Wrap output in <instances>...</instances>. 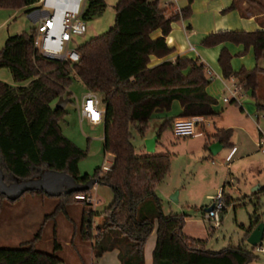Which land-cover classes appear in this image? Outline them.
<instances>
[{"label": "trees", "instance_id": "16d2710c", "mask_svg": "<svg viewBox=\"0 0 264 264\" xmlns=\"http://www.w3.org/2000/svg\"><path fill=\"white\" fill-rule=\"evenodd\" d=\"M117 1L113 25L107 32L76 46L74 50L80 58L75 63L41 56L33 48L34 28L29 33L9 35L0 49V68L8 70L13 81L11 85L0 81V169L4 182L11 184L36 179L42 172L53 170L64 171L77 182L96 178L99 184L110 188L113 199L99 214L104 220L96 226V235L92 220L98 214L86 208L82 210L79 237L94 242L95 258L111 249L101 243L105 235L116 230L122 236L120 261L144 264L145 242L155 230L153 264H250L256 261L258 246L229 245L210 251L205 241L187 237L183 233L185 216L164 214L161 199L155 193L170 171L169 155L137 156L131 143V128L143 137L152 113L169 110L175 100L180 102L181 117L207 118L215 114L212 106L216 100L206 91L211 79L206 65L199 59L176 57L156 66L149 65L150 57L163 58L172 53L165 37L170 33L172 22L190 16L192 0H187V6L179 12L172 11V4L162 7L160 0ZM246 1L257 5L264 13L263 4L256 0ZM36 2L0 0V9L28 13L35 8ZM85 2L81 18L86 23L102 14L107 6L104 0ZM238 7L234 0L227 10ZM157 29L162 35L152 39L151 34ZM223 42L241 44L244 51L252 47L256 62L264 59V29L253 32L220 30L204 37L201 45L213 47ZM231 58L229 51L223 48L218 57L223 77L245 82L244 88L250 89L255 98L264 68L256 65L251 71L242 68L235 73ZM76 78L87 92H94L101 99L103 147L113 156L108 171L98 167L92 176H80L78 163L87 152L61 132L59 122L66 111L52 106L60 97L70 98L69 89ZM255 104L257 111L264 112V104L258 100ZM165 125H170V120L163 122L158 136ZM231 137V129L218 130L213 135V139L223 146H230ZM79 193L89 195V190ZM76 194L60 195L65 199L63 206H57L48 217L57 215L71 203H78ZM257 195L254 194L255 199H258ZM222 199L224 208L220 215L233 201L224 198V193ZM5 200L0 193V209ZM257 206L254 202L255 209L249 217L250 227L246 233L260 222ZM40 240L41 230L38 229L30 241L20 243L15 249L0 247V264H64L58 256L62 246L56 239L50 253L37 249L36 243Z\"/></svg>", "mask_w": 264, "mask_h": 264}, {"label": "rangeland", "instance_id": "374dc122", "mask_svg": "<svg viewBox=\"0 0 264 264\" xmlns=\"http://www.w3.org/2000/svg\"><path fill=\"white\" fill-rule=\"evenodd\" d=\"M104 1L107 3L105 11L99 16L94 17V19L103 18L104 23H106V20L113 17L111 18V24H108L107 29L103 31L107 32L110 25H113L115 20L113 14L114 1ZM166 1L167 0H160V5H163ZM179 2L180 1L177 3ZM94 19L87 22V31L85 32V35L75 37L71 41L68 46L69 49H75L76 46L90 40L92 36L101 35V33H97L96 31L92 33L91 29L89 31ZM10 20L11 22L9 25L13 24L14 27L22 29L21 32L29 33L31 29L35 27L32 20H30L27 14H24L23 12H16ZM232 45L236 46L234 44ZM200 46L202 45L200 44ZM243 52L245 51L243 50L242 53ZM237 53H230L232 60L234 61V63L230 61L231 66L240 67L243 65L245 69H247V66L250 65L249 63H252L254 67V58L248 56L249 49L246 50L244 54V57L246 58H244L245 62H239L240 55ZM261 62V65L264 66V60ZM1 73L7 81H4L1 78L0 81L6 84L13 83L11 74L8 70L1 69ZM227 81L229 85L234 83L232 78H228ZM211 84L219 104L223 103V97H230L229 92L224 85L221 87L217 81H213ZM263 90L264 88L258 87L256 89V93L258 92L264 96ZM69 91L71 96L64 107L66 114L59 122V127L61 132H63L68 139H70L77 147L87 152V156L78 163L80 176L85 174L92 176L95 169L98 167H111L113 156L112 154H108L104 151L103 127L100 125L92 127L85 121H81L78 116L82 97L87 92L83 83H81L77 78L74 79ZM239 95V100L234 105L238 108L242 107L246 112L249 109L250 111H255L252 91L245 88ZM56 103L57 101L52 106L56 107ZM227 105L231 106L232 104ZM252 115L257 131L259 127L261 133H264V112L255 111ZM162 124L163 122L159 123V121H150L145 135L147 133L158 134ZM130 130L132 136L131 143L133 147H135L136 155H146L147 152L144 151L145 135L141 137L134 128H131ZM161 130L162 131L159 135L157 143L158 147L153 153L149 154H168L171 166L165 179L160 182L156 188L159 189L164 186L166 181H172L175 189L171 195H175L176 192L179 191L182 194V197L191 196L192 198L197 197L199 199H204L207 195H209V193L215 194L218 189V184L214 183V176L216 174L215 171L217 172L219 170L220 160H218V156L210 155L206 151L200 152L198 150V143L200 139L174 137L173 129L170 125H165ZM226 149L223 154L229 151L228 148ZM238 154L233 157L234 159L231 162H226L229 164L230 170L224 168L227 173L225 171L226 176L220 180L219 184L220 187L225 185L224 193L230 195V199L233 200L225 206V211L220 215V228H214L211 223L204 220L202 212L196 213L194 210L189 214L190 220L186 224L187 231L192 233L194 236H197V238L207 241V249L210 251H218L229 245L241 246L244 244L247 248H249L247 241L244 239V235L250 227L249 217L254 212V202H257L258 204L257 207L259 208L258 214L260 216V222L264 224V190H258L264 188V169L259 173L258 171L256 172L255 167L249 164L246 160H240L239 162L236 161L235 159ZM252 155V158L258 157L264 161V154L257 146L253 147ZM212 161H214L215 164L212 163ZM220 170L222 171L223 169ZM225 181L230 182V184H225ZM193 188L194 190L192 191ZM254 192L258 193V199H255L253 196ZM171 195L168 197V204L164 201V199H162L163 202L161 201V206H163V210L166 213H169V210L174 209L173 202L170 201ZM89 196L93 198V202L90 204H70V213L74 223L68 222L64 214L58 216L52 215L48 217V215L53 212L55 205L58 201L62 200L63 197H49L35 191H30L21 195L14 202L5 200L2 208L0 209V247L15 249L20 243L30 241L36 234L37 230L40 229L41 240L36 246L38 250L45 253L52 252L54 247L53 241L56 239V241L63 246V250L59 253V256L65 262H68V264H79V262H77V255L80 258L81 254H85L84 248L78 246H76V248L74 246L75 243L73 244V247L64 246V242L66 240H70L71 231L73 232V230H76L74 241L76 243L79 242L80 210L83 207L91 211L93 210L94 213L98 214L96 215L97 217L99 216L100 211L107 207L113 199L110 188L102 184H97L94 189L89 190ZM30 197H34L35 199ZM41 199H44L45 202H41ZM97 200L99 201L97 202ZM209 204L210 202L207 199L204 200L203 206H209ZM168 205H170V208ZM96 217H94L95 223L97 221ZM54 225L57 226L54 228ZM242 225H244V228ZM259 244L264 247V236ZM255 254L258 258L262 255L261 252L257 251H255Z\"/></svg>", "mask_w": 264, "mask_h": 264}, {"label": "crops", "instance_id": "0c3cea01", "mask_svg": "<svg viewBox=\"0 0 264 264\" xmlns=\"http://www.w3.org/2000/svg\"><path fill=\"white\" fill-rule=\"evenodd\" d=\"M113 1H114L113 8H114L118 1L117 0H113ZM178 1L180 2L177 3ZM233 1L234 0H192L191 6H190L191 7L190 16L186 20L172 22L171 29L169 31L170 33L165 37L167 47L170 49H173L172 53L163 58H157V57L155 58L152 56L150 57V62H149V65L152 67V66H156L157 63H160L162 61H166V60L172 61L174 58L180 57V58H188V59L189 58L199 59L202 63L206 65L208 72H209L208 73L209 78L211 79L210 84L206 87V91L209 96H212L216 100V103L212 106V110L215 114L207 118L194 117L197 121H199L196 129H198L201 135L197 137H191V138L200 139L198 143L199 145L198 150L200 152L206 151L210 155H213L209 151V146L212 143L217 142L213 139L214 133L218 130H223V129L232 130L230 146L221 145V149H219L218 153L215 154L218 156V160H220V163H219V168H218L219 170L217 169L218 171L217 172L215 171L216 174L214 176L215 177L214 183L218 184L217 192L219 189H222L223 193L225 192V188H224L225 185L223 187H220L219 184H220V180H222V178L226 176L225 169L230 170V166L228 163H226L227 161L225 160V158L227 157V155L230 153V151L233 148L235 149V152L232 155L231 161L234 159L233 157H235L239 153L235 159L236 161L239 162L240 160H246L249 164L254 166L256 169V172L258 171L259 173L264 169L263 159H260L258 157L252 158L253 157L252 155L253 147H256V146L258 147L257 142L260 137V132L257 131V128L255 127L252 114L255 111L260 112L256 110L255 101L258 100L260 103L264 104V96H262V94L258 92L257 93L255 92L256 97L255 98L253 97L255 111H252V110L250 111L249 109L248 110L249 112L248 111L246 112L243 110L242 107L238 108L237 106H235L234 104L237 102L233 100H231L230 102H223L222 100L223 103L219 104L218 99L215 97L216 96L215 91H213L212 84H211L213 81H217V83H219L221 87H223V85L225 87L231 85V84L229 85L227 79H225L222 75V69L218 63V57H219L221 50L223 48H226L231 54H235L238 52L237 54L240 55L239 62H245L246 58L244 57V54L246 51L242 53V51L244 50V46L241 44L233 46L232 43L230 42H223L220 45H216L213 47L200 46L204 37L212 33L220 32V30H225V31L238 30V31L253 32V30H263L264 29V13H261V11L258 10L257 5L249 4L248 1L246 0L244 1L237 0L239 7L236 8V10L228 11L227 9L232 5ZM256 1L264 5V0H256ZM169 4L173 5V8H172L173 12H179L181 9L187 6V0H184V1L167 0L161 6L165 7ZM16 12H23L25 14L24 10L13 11L12 9H9V10L0 9V49L4 46L9 35H16V34L23 33L21 32L22 29H18L17 27H14L13 24L9 25V23L11 22L10 19L14 16ZM111 18L113 17H110L109 20H106V23H104L103 18L94 19L93 20L94 22L92 21V26H90L89 31L91 29L92 33H94L95 31L101 34L105 33L103 31L107 29L108 24H111L112 22ZM32 22L34 23L33 20ZM111 26L112 25H110V27ZM90 35H94V34H90ZM161 35H162V32L159 29H157L154 31V33L151 34V38L156 39L157 37ZM96 36H99V35L92 36L91 38L96 37ZM248 56L251 58H254V62H255L254 67L256 65H259L261 68H264V66L261 65L262 63L261 61H263L264 59L260 60L259 63L256 62L255 57H254V49L252 47L249 48ZM230 61L234 63L232 58ZM249 64L250 65L247 66V69H245L243 65H241L240 67L239 66L235 67L232 65L231 68H232V71L235 73L238 72L242 68H244L245 70L251 71L254 69V67L252 63H249ZM1 74L2 73H1V68H0V78L3 79L4 81H7V79L3 77V75ZM259 78L260 80H259L258 87L264 88V76H260ZM232 80L234 81V83L239 82L235 78H232ZM263 95H264V92H263ZM227 104H232V105L228 106ZM181 111H182V108H181L180 102L175 100L172 103L169 110H158L157 112L152 113L153 115L151 116L150 121H156V122L159 121V123H161L166 120H170V127L172 128V124L174 120L180 117ZM78 116L80 117L81 121H85L87 124H89L92 127L99 126V125L103 127V123H102L103 121L100 124L91 125L89 122L81 118V116L79 115V112H78ZM154 136H157L159 139V136L157 135V133H151V134L147 133L144 136V138H151ZM158 139L154 145L155 150L158 147L157 146ZM206 143L208 144L207 147H206ZM144 147H145L144 151L147 152V154H149V152L146 150L145 145ZM226 148H228L229 151L223 154ZM212 163L215 164L214 161H212ZM220 169H223V170L221 171ZM226 181H225V184L226 183L230 184V182H226ZM174 189L175 187L173 185V182L166 181V184L164 186L160 187L159 189L156 188L155 193L157 197L161 199V201L162 199H164V201H166L168 204L169 202L168 197L171 195V193H173ZM193 190L194 188L192 189V191ZM217 192H215V194L209 193V195H207L206 198L199 199L197 197L192 198L191 196L182 197V194L179 191H177L175 195L174 194L171 195V199H170V201L173 202L174 209L169 210L170 212L166 213L163 210V206H162V211L164 212V214L184 215L185 224H184L183 233L187 237H190L192 239L195 238V239L202 240L200 238H197V236H194L189 231H187L186 224L190 220L189 214L193 212V210L196 213L202 212V216L204 218V214L208 210L209 206L212 205L213 198L217 195L216 194ZM255 193L257 192H254L253 196ZM225 197L229 199L230 195L224 193V198ZM30 198L35 199L34 197H30ZM206 199L210 202L209 206H203L204 200ZM41 200H42L41 202H45L44 199H41ZM64 200L65 199L62 198V200L58 201V203L55 205V208L57 206L62 207ZM98 201L99 200H97V202ZM168 206L170 208V205ZM84 208L85 207H83L80 210L79 229H80L81 219H82V210ZM142 211L145 214L146 206L142 208ZM61 214L62 215L64 214L68 222L74 223L71 213H70V204L67 205L65 209H63V211L58 212L57 216ZM96 219H97L96 223L94 221V218L92 220V229L95 235L97 234L96 229H95L96 226L102 224L104 218L103 216L99 215L96 217ZM56 226L57 225H54V228ZM74 236H76V230H73V232L71 231L70 240L69 241L66 240L64 242V246L73 247V244L75 243L74 245L75 247L78 246V247L84 248L85 254H81V257H80L81 259L77 255V262H79V264H83V263L85 264H124L119 259V253H120V249L122 245L120 240H122V236L119 233H117L116 230H113V232L109 233V235H105L104 241L101 243L102 246L104 245L111 249L106 250L97 258H95V255H94L95 245L93 241H83L81 240V238H79V242L76 243L74 241L75 240ZM263 236H264V233H263ZM263 236H262V239H263ZM155 242H156V234L154 230L153 233L147 238L145 242V246L143 250L144 264H153L152 252L156 245ZM205 242L207 244L206 240ZM38 243L39 241L36 243V246ZM248 246L249 248L251 247L249 244ZM62 250H63V246H62L61 251ZM61 251H59V253ZM59 253H58V256H59ZM62 261L64 262V264H68V262H65L63 259ZM250 264H264V252L262 253L261 257L258 258V260Z\"/></svg>", "mask_w": 264, "mask_h": 264}, {"label": "built area", "instance_id": "2783aa9c", "mask_svg": "<svg viewBox=\"0 0 264 264\" xmlns=\"http://www.w3.org/2000/svg\"><path fill=\"white\" fill-rule=\"evenodd\" d=\"M35 8L31 9L27 15L34 21V40L33 48L39 54L52 60H64L75 63L80 55L68 46L75 37L85 35L87 23L81 18L85 8V0H37ZM209 73V72H208ZM245 82L233 83L226 86L230 97H223V102L231 100L238 102L240 92L244 90ZM79 115L91 125L100 124L103 121V106L101 99L94 92H86L82 98ZM199 121L194 117H179L172 124L173 135L177 138H191L200 136L201 133L196 129ZM204 123V122H202ZM258 127V126H257ZM258 140V148L264 153V135L261 133ZM235 149L233 148L225 160L231 161ZM110 167H104L108 171ZM222 189L213 198L211 210L204 214V220L211 223L214 228H220V213L224 208L222 199ZM76 202L92 203L93 198L82 193L74 195ZM257 252H264V247L259 245Z\"/></svg>", "mask_w": 264, "mask_h": 264}, {"label": "water", "instance_id": "95a60500", "mask_svg": "<svg viewBox=\"0 0 264 264\" xmlns=\"http://www.w3.org/2000/svg\"><path fill=\"white\" fill-rule=\"evenodd\" d=\"M56 107L64 108L67 99L60 97L57 99ZM158 137L154 136L151 138L144 139V145L149 153L155 151V142ZM221 149V144L214 142L209 146V151L215 155ZM3 172L0 169V193L10 201L14 202L21 195L30 191L42 192L45 196L49 197H59L62 194H76L80 191H87L94 189L97 184H99L98 179L90 178L86 182H77L71 176L66 174L64 171L57 172L53 170H46L42 172L41 176L36 179H30L27 181H19L11 184H7L3 180ZM213 206L210 205L208 211L211 210ZM264 233V224L259 222L254 228H252L248 233H246L245 241L251 246H259Z\"/></svg>", "mask_w": 264, "mask_h": 264}]
</instances>
